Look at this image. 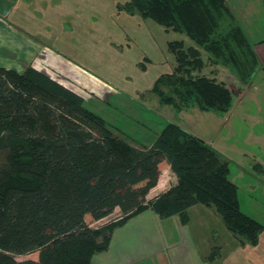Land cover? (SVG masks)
Segmentation results:
<instances>
[{
  "label": "trees",
  "instance_id": "trees-1",
  "mask_svg": "<svg viewBox=\"0 0 264 264\" xmlns=\"http://www.w3.org/2000/svg\"><path fill=\"white\" fill-rule=\"evenodd\" d=\"M120 9L195 42L169 43L176 66L152 88L179 111L232 109V89L202 75L207 63L227 68L244 86L263 69L227 0H130ZM166 165L177 185L148 200ZM254 169L264 174L260 164ZM230 174L219 151L178 124L139 148L42 70L0 66V264H92L129 220L152 210L188 224V211L198 205L214 209L229 232L256 246L264 223L241 210ZM116 209L120 219L91 227ZM36 253L38 259H17ZM219 253L214 247L209 258Z\"/></svg>",
  "mask_w": 264,
  "mask_h": 264
},
{
  "label": "rangeland",
  "instance_id": "rangeland-1",
  "mask_svg": "<svg viewBox=\"0 0 264 264\" xmlns=\"http://www.w3.org/2000/svg\"><path fill=\"white\" fill-rule=\"evenodd\" d=\"M8 1H22L12 18L25 27L12 24L0 6V66L19 72L30 65L42 69L79 93L88 109L136 147L151 146L169 123L193 132L229 161L241 210L264 220V175L254 169L258 163L264 168V0H227L263 66L252 83L244 86L227 68L208 63L202 72L232 89L233 106L227 113L179 111L160 102L152 88L176 66L169 43L196 44L185 34L120 9L130 0ZM200 50L207 61L209 54ZM160 180L148 200L178 183L168 165ZM188 213V224L181 216L163 219L152 210L138 215L115 229L109 249L96 254L92 264H210L215 244L225 234L234 235L214 209L198 205ZM122 215L116 209L91 227ZM17 259H38V253Z\"/></svg>",
  "mask_w": 264,
  "mask_h": 264
},
{
  "label": "crops",
  "instance_id": "crops-1",
  "mask_svg": "<svg viewBox=\"0 0 264 264\" xmlns=\"http://www.w3.org/2000/svg\"><path fill=\"white\" fill-rule=\"evenodd\" d=\"M9 3L10 2L8 0H0V6L5 7L6 16H8V14H9L8 17L12 21V24H14L15 26L17 25L20 27H25V26H23L24 25L23 21H20V19H17L15 17H14V19L12 18L14 11L17 9L18 5L22 4V1H21V3L18 2L16 5H13L11 3L9 4ZM14 70H17V69H14ZM39 70H42V69H39ZM217 70H220V69L217 68ZM17 71H19V70H17ZM219 81H221V80H219ZM187 131H189V130H187ZM194 135H196V134H194ZM204 142H206V141H204ZM211 146H213V144H211ZM160 181H159V183H160ZM158 185H157V187H158ZM156 188H154L153 190H155ZM203 216H206V215H203ZM250 216H252V215H250ZM252 217L255 218L256 220H258L259 222L264 223V220H259L255 216H252ZM225 236H226V238L224 240L221 241V239H220L219 242H217L215 244L216 245L215 247H219V249H220V253L215 256V259L211 260L208 256V262L210 264H213V263L214 264H264V232L261 234L259 243L256 246L250 245L246 242H241L240 239L236 238L235 236L233 237L232 235H226L225 234ZM209 249H210V247H209Z\"/></svg>",
  "mask_w": 264,
  "mask_h": 264
}]
</instances>
